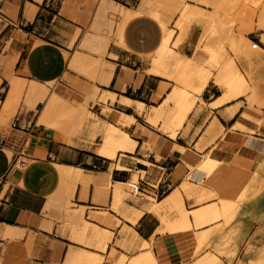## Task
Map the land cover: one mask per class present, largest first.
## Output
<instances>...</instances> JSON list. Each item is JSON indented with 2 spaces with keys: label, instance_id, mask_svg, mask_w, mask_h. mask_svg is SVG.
<instances>
[{
  "label": "bare ground",
  "instance_id": "1",
  "mask_svg": "<svg viewBox=\"0 0 264 264\" xmlns=\"http://www.w3.org/2000/svg\"><path fill=\"white\" fill-rule=\"evenodd\" d=\"M259 5L260 0H141L136 9H130L112 4L110 0H64L59 16L80 24L88 23L89 31L83 38L81 47L84 51L96 54L97 57L83 51L72 56L70 53L77 40V34L61 28L62 25H66L63 19L58 21L57 29L65 38L63 43L67 47L64 51L68 62L67 70L76 71L91 79L101 77L104 85H107L112 78L113 66L104 67L101 58L107 52L111 41L129 49L125 39L128 24L140 17L155 21L163 36L157 49L147 55L151 57V61L145 73L172 81L174 88L161 105L152 107V113L162 122L159 131L171 139H176L177 130L184 127L187 117L193 112L195 98L203 95L212 82L224 91L210 104L213 109L237 103L225 112V117L235 118L238 115L243 106L238 99L248 93H253L264 105V78L257 68L258 66L264 68V48L254 42H248L251 40L245 37L257 31L264 32V11L259 14L257 10ZM207 7L214 12L210 10L211 14H208ZM115 14L120 16L117 22L112 19ZM229 16H235L246 35L229 37L231 34ZM195 25L201 27V35L194 54L185 56L180 48L191 36ZM175 32L178 37L174 40ZM261 42L264 43V39ZM205 44L209 58L207 62H202L196 59V55ZM227 51L230 54L228 56ZM110 55L112 59H117L116 55L112 53ZM237 57L240 58V63ZM24 74L28 76L27 72ZM67 75L68 73H65L64 77ZM134 75V70L124 67L116 90L106 91L108 94L99 100L103 107L102 115L113 121L103 124L91 121L90 112L86 107L88 103L95 101L99 87L96 89L93 86L87 87L76 83L77 90L60 86L52 91L44 84L17 78L13 72L5 70L3 76L9 81L10 90L7 99L0 101V125L9 116L32 113L38 124L52 127L62 135L70 137L79 135L90 120L88 130L91 138H96L98 134L102 135V143L98 149L100 157L116 160L119 155L134 154L139 142L129 133L130 129L136 128L139 139L151 142L155 138L147 129L138 126V120L134 116L112 108L116 101L122 105L135 106L136 102L118 94L124 92L127 84L134 81ZM142 79L143 75L135 82L137 87L141 85ZM106 102H110L109 105L106 106ZM259 125L260 123L242 118L238 126L245 131L257 132ZM190 126L191 124L186 131ZM210 126L211 132H214L219 126L217 118L213 119ZM220 131L217 130L216 133L219 134ZM261 141L256 138L252 145L260 155H264V140ZM7 153L13 159V151L7 149ZM218 162L214 154L207 153L199 168L201 172L213 171ZM57 166L63 177L61 190L68 192L62 200V207L68 211L72 220L82 223L83 213L70 210L72 208L70 205L74 204L72 198L80 181L82 169L60 164ZM114 168L115 165H111L108 173H98L94 177L96 202L107 206L111 199L110 210L97 208L95 218L116 227L124 221L136 225L146 212L127 202L130 196L124 190V184L113 183L111 173ZM118 168L126 169L121 165H118ZM183 172L184 169L179 174ZM129 185L134 193H139L140 187L137 184ZM190 191L189 184L184 183L162 202L150 207L151 212L160 217L163 229L168 231L166 235L169 247L176 248L185 244L188 257L183 261H186L198 257L207 241L213 240L215 249L196 259L194 264H221L219 255L233 261L240 250L244 234L245 222L239 217L264 218V197L258 195L251 201L253 198L251 195L250 201L244 204H231L224 198L221 204L213 201L189 210L186 207L185 193L190 195ZM169 211L177 213L176 220L169 219ZM12 232V228L0 225V236L12 237ZM97 240L101 250L106 252L111 239L98 237ZM247 255L254 256L252 264H264V247L251 249ZM104 260L105 257L96 252L71 249L68 263L103 264ZM124 264L159 262L154 251L146 249L133 254Z\"/></svg>",
  "mask_w": 264,
  "mask_h": 264
},
{
  "label": "crops",
  "instance_id": "2",
  "mask_svg": "<svg viewBox=\"0 0 264 264\" xmlns=\"http://www.w3.org/2000/svg\"><path fill=\"white\" fill-rule=\"evenodd\" d=\"M59 5L60 0H0V95L5 91L3 101L10 90V83L3 76L5 70L13 72L17 78L44 84L48 88L51 83L63 79L68 62L64 54L67 48L63 43L65 38L57 29L58 15L55 13ZM5 22L10 24L5 26ZM61 28L72 33L67 25ZM162 36L159 25L152 19L140 17L132 20L125 32L129 49L120 45L110 48L109 53L116 55L117 59H110L112 78L103 87L105 91H115L123 68L134 70V81L118 94L136 104L126 106L118 102L116 107H122L118 111L147 123L150 129H154L153 124L160 120L150 112L145 121L147 108L161 105L174 88V83L163 77L148 75L146 69L142 73V66L139 65L143 62L142 56L157 49ZM185 50L190 48L187 46ZM196 57L203 59L205 56L198 52ZM141 75L143 79L137 87L135 82ZM217 97L210 99L209 104ZM235 104L215 109L209 107L197 114L192 112L188 118L191 122L189 136L185 138L179 135L177 139H171L159 132L163 136L158 148L162 155L160 158L143 149L142 139H138L139 146L134 154L119 155L116 160L103 158L93 149V142L101 140L102 135L91 138L88 125L79 135L68 137L52 127L38 124L32 113L18 114L14 125L0 128V225L13 229L12 237L0 236V264H69L71 249H85L103 255V264H121L129 251L137 253L138 249L148 246L160 225L150 209L153 200L159 196L164 200L182 186L183 177L179 172L182 169L191 170L189 146L192 143L197 146L214 118L219 122L216 131L224 130L225 134L236 132L243 136H249V132L240 130L238 125L242 118L261 122L257 138L264 140V111L258 114L242 106L235 118L225 117V112ZM209 112L212 116L206 122ZM108 122L113 123L111 120ZM189 123H185V129ZM199 128L202 132L193 142L192 136ZM221 139L217 138L216 144ZM7 149L12 150L22 162L27 161L24 168L14 165V157L10 158ZM57 164L82 169L72 198L79 208L97 209L99 204L96 202L94 177L98 173H108L111 165H115L111 173L113 183L129 185L136 176L135 184L141 186L142 196L130 205L144 210V217L136 225L124 221L114 229L94 224L99 230L90 228L83 221L72 220L62 207V200L68 192L61 190L63 177ZM118 165L126 169H119ZM185 201L187 207L189 199L186 196ZM78 234L91 242L98 243V237H108L111 242L106 252L90 250L74 242Z\"/></svg>",
  "mask_w": 264,
  "mask_h": 264
},
{
  "label": "rangeland",
  "instance_id": "3",
  "mask_svg": "<svg viewBox=\"0 0 264 264\" xmlns=\"http://www.w3.org/2000/svg\"><path fill=\"white\" fill-rule=\"evenodd\" d=\"M112 4H117L118 6H125L130 9H136L138 5L140 4L141 0H110ZM64 0H60L59 8L57 9L55 15H58V20L63 19L67 26L70 27L73 34H77V40L71 50V55H75L76 53L83 51L87 52L89 55L97 57L96 54H93L90 51H84L81 47L82 40L85 37V35L88 33V23L80 24L77 23L69 18H62L60 17L61 9L63 7ZM214 12L213 9H209L207 7L206 12L208 14H211V12ZM259 14L264 11V0H260V5L257 8ZM114 22H117L120 20V16L118 14L113 15L112 17ZM228 22L231 26V36H239L241 34L246 35L247 33L244 31L243 26L235 16H229ZM10 24L9 22H5V26ZM170 27H173V21L170 24ZM201 35V27L195 25L192 30L191 36L184 42L182 47L180 48V51L185 56H192L196 50V46L198 44L199 38ZM178 37V34L174 33V40ZM247 39L251 40L248 41L250 43L254 42L258 44L260 47L264 48V43L261 42V40L264 39V32L257 31L255 34L252 35H246ZM226 42V47L228 49V44ZM113 45H117L115 42L111 41V44L107 50V52L102 56V62L103 66L107 67L109 64L110 59H112L109 51L110 48ZM189 47L190 50H185V47ZM199 52L204 53V58L198 60L202 62H207L209 55L207 52V45L201 47ZM229 51L226 52V56H228ZM230 55V54H229ZM238 62L240 63V58L237 57ZM142 64L139 66H142L141 72L143 73L146 69V65L150 64L151 57L149 56H142ZM258 70L263 74L264 78V68L258 66ZM66 73L68 75L66 77H63L60 81L50 84L49 89L55 90L57 87L65 86L71 90H77L76 83L83 84L87 87H95L96 89L99 87L98 90V96L96 97L95 101L90 102L87 104V110L90 112V120L91 121H98L102 122L103 124H107L110 119L106 118L102 115L103 107L102 104L99 103V100H101L102 97H104L106 94H108L105 91L104 83L101 79V77L97 79H91L86 76L80 75L76 71L67 70ZM136 75V73H135ZM134 75V76H135ZM5 91H3L4 93ZM224 91L216 87L213 82L209 86V88L203 93L201 96H197L195 98V105L193 112L195 114L206 110L207 108L211 107L209 104L210 99H214L215 97L222 95ZM1 93L0 95V101L4 100V94ZM119 98V97H118ZM238 102H241V105L248 107L250 111H253L258 114H263L264 111V105L262 102L254 96L253 93H248L238 99ZM237 102V101H236ZM110 103V102H109ZM109 103L106 102V106L109 105ZM118 102H114L112 105V108L116 110H122V107H116ZM147 108V107H145ZM212 108V107H211ZM152 108H147V116H145L143 119L146 121L147 117L149 116L148 113H152ZM1 112V108H0ZM153 114V113H152ZM154 115V114H153ZM16 116H9L3 124L0 125V128H7L11 125L15 124ZM190 116V115H189ZM189 116L187 117V120L185 121L189 123ZM212 116V112H209V115L205 118L206 122H209L210 118ZM246 118V117H245ZM157 119V118H156ZM247 120L252 121L251 119L246 118ZM86 123L88 125L89 122ZM158 120V119H157ZM159 121V120H158ZM253 122V121H252ZM184 123V125H185ZM259 123V122H256ZM147 123L138 121L139 127H144L147 129V131L152 134V136L155 138L154 141L148 142L144 141L143 149H147L149 152L155 153L157 158H160L162 155L159 153L158 148L161 141L163 140V136L161 135V131H159L160 128V121L157 124L154 125V129H150L147 125ZM191 124V122H190ZM188 124V125H190ZM262 127V123L260 122V125L258 127L257 132H251V131H245L249 132V136H243L239 135L236 132H230L228 134H225L224 130H221L219 134L216 133V130L214 132H211V126L206 129L205 133L202 134L203 139L200 140L197 144V146L192 145L189 146L188 152L189 156L191 158V170L189 172L185 171L181 174L183 177V184L188 183L191 188V194L187 195L185 193V196L187 199H189V205H187V208L190 210L192 208H195L199 205L216 201L217 203L221 204L223 199L225 198L228 203H247L250 201L251 195H253V199H255L258 195H262L264 197V155H260L259 152L254 148L252 145L253 141L256 140L258 135H260V128ZM242 130V129H240ZM161 132V133H159ZM190 128L188 131L184 127H181L176 132V139L179 135H182L184 138L189 136ZM202 132V129H198L194 132L192 136L193 142L195 141V137H198ZM129 133L138 140L139 137L136 135L135 128H132L129 130ZM164 134V133H163ZM168 136V135H167ZM222 137V139L216 144L217 138ZM102 138V137H101ZM191 140V141H192ZM260 142L261 139H260ZM102 143V139H97L93 142V149H95L96 152H98V149L100 148ZM191 143V142H190ZM207 153L214 154L218 159V165L215 167L213 171H205L201 172L199 168V164L202 163L205 159V155ZM122 157H125L123 155ZM27 163V161L25 162ZM149 164V163H148ZM145 175V174H143ZM145 177V176H144ZM137 177L134 176L130 183H136ZM140 188L141 186L138 185ZM124 190L129 194V199L127 202L129 204L132 203V201H135L141 197V191L139 193H134L133 188L130 185H124ZM153 195H155L154 192H152ZM256 196V197H255ZM161 197H155L153 200L154 204L160 202ZM110 202L107 206L99 205L97 208L101 209H107L110 210ZM264 203V201H263ZM70 207H72L70 210H78L79 213H83V222L85 225L89 226L92 229L99 230L94 224H100L103 226H106L108 228H116L113 224H105L95 218V212L97 209H88V208H79L77 203L74 202V204H71ZM73 211V212H74ZM66 212H68L66 210ZM89 212V213H88ZM169 219L174 221L177 219V213L176 212H168ZM119 218V217H118ZM158 222H160L159 228L157 229L155 235L153 236L152 242L145 247L138 249L137 252L146 250V249H152L158 259L159 264H194V261L201 257L202 255H206L208 252L213 251L215 249V242L213 240H208L205 244L203 250L199 254L198 257L194 259H187L186 261H183L185 258L188 257L187 249L185 248V244L178 245L176 248L169 247V243L167 240V230L163 229L160 217L157 216ZM239 219L244 220V234H243V241L240 247V250L236 256V258L233 261H230L227 257L224 255H219V258L221 260V264H252V259L254 256H248L247 253L251 249H258L264 247V218L257 219V218H249V217H239ZM117 220V219H114ZM239 221V220H238ZM83 233V232H82ZM74 242L77 243V245L83 247V248H89L90 250H101L99 247V244L95 242H91L86 237H82V235H75ZM128 252V251H127ZM129 255L125 256L123 258V262L121 264H124V262L131 257L133 252L128 253Z\"/></svg>",
  "mask_w": 264,
  "mask_h": 264
},
{
  "label": "built area",
  "instance_id": "4",
  "mask_svg": "<svg viewBox=\"0 0 264 264\" xmlns=\"http://www.w3.org/2000/svg\"><path fill=\"white\" fill-rule=\"evenodd\" d=\"M13 163H14V165H15L17 168H24V166H25V163L22 162L21 160H19L18 157H17V155H15V153H14V160H13ZM139 191H141V190L139 189Z\"/></svg>",
  "mask_w": 264,
  "mask_h": 264
}]
</instances>
